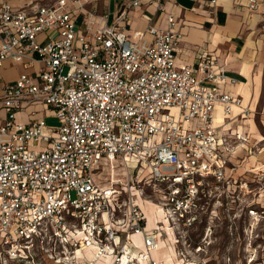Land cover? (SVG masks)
<instances>
[{
	"label": "built area",
	"instance_id": "2783aa9c",
	"mask_svg": "<svg viewBox=\"0 0 264 264\" xmlns=\"http://www.w3.org/2000/svg\"><path fill=\"white\" fill-rule=\"evenodd\" d=\"M109 1L12 9L0 0V69L6 61L22 68L12 83H0V264H59L88 247L109 264H158L150 254L166 233L178 262L194 264L185 256L203 244L191 242L192 229L237 202L241 186L232 190L218 144L226 153L233 147L217 142L213 117L215 105L224 117L239 108L237 97L219 91L235 81L206 51L194 68H174L180 35L172 16L163 30L148 21L127 34V11L141 0H115L112 11ZM145 1L157 13L170 0ZM246 8L257 10L256 1ZM35 104L53 113L55 127L32 112L26 123L15 121ZM128 161L147 170L146 184L126 177L120 189L110 178L99 186L104 164L127 170ZM133 189L162 210L164 228L146 229ZM211 234L206 226L202 237Z\"/></svg>",
	"mask_w": 264,
	"mask_h": 264
},
{
	"label": "crops",
	"instance_id": "0c3cea01",
	"mask_svg": "<svg viewBox=\"0 0 264 264\" xmlns=\"http://www.w3.org/2000/svg\"><path fill=\"white\" fill-rule=\"evenodd\" d=\"M47 1L51 0H8V4L12 9H19L30 2L45 3ZM246 1L215 0V6L208 9L197 0H170L164 2L163 12L155 13L151 3L141 0L139 6L127 11L128 21L125 31L130 34L133 31L142 30L148 21L156 28L163 30L166 28V15L170 14L175 23L174 30L180 35L178 46L173 53L174 68L180 69L185 66L194 68L199 53L206 51L215 64L221 66L225 74L235 81L233 85L225 83L219 86L221 93L237 97L240 106L232 108L227 117H224L220 105L214 106L213 117L217 142L225 138L232 146L235 136L243 134L252 144L260 146L259 153H261L264 152V97L256 120H243L241 112L245 108L250 114L254 113L260 101L264 69V0H255L257 3L255 11L247 10ZM116 4L115 0L109 1V5H112L110 11ZM43 38L44 36L40 35L37 39ZM21 72L20 65L4 62L0 69V83H12ZM195 73L193 71V74ZM29 113L27 109L16 113L15 121L26 123ZM250 147L243 145L232 148L234 152L228 154L223 152L218 144V148L226 158V164L228 162L224 166V174L232 181V190L236 189L237 182H242L244 179L242 172L239 171L241 162L239 158L244 156L245 160L250 162L254 160L253 156H249ZM260 167H264V164ZM145 216L147 218L146 213ZM147 219L149 222V217ZM156 224L148 226L145 223V227L150 229ZM136 239L139 241L138 238ZM165 242L170 248L171 262L166 263L164 257L159 262L154 259L158 264L174 262V259L172 260L173 239L168 233L162 235L159 240L162 248ZM132 250L135 251L134 248Z\"/></svg>",
	"mask_w": 264,
	"mask_h": 264
},
{
	"label": "rangeland",
	"instance_id": "374dc122",
	"mask_svg": "<svg viewBox=\"0 0 264 264\" xmlns=\"http://www.w3.org/2000/svg\"><path fill=\"white\" fill-rule=\"evenodd\" d=\"M111 7L112 5H109V8ZM263 97L264 69L262 71L261 94L257 109L252 114L247 109H242L241 116H243V120H256L259 117ZM27 110L34 114L35 119H43L44 125L47 127H55L57 125L56 118L48 109L43 112L41 106L35 104L27 108ZM164 113L174 115L172 109H165ZM238 136L240 140H235L234 138V143L231 147L239 148L246 145L249 148L251 146L249 156H253L254 160L250 162L245 160L244 156L239 158L241 161L239 171L242 172L244 179L242 182H237V186L238 184L241 186L239 191L237 189V202L223 203L224 211H220L217 218H212L208 222L205 215L202 222L192 229L191 242H201L203 244L202 251L195 253L190 249V253L185 256L186 260L194 264H264V167H260V165L264 164V152L259 153L260 146L252 144L250 139H247L243 134H238ZM233 152L232 150L231 153ZM109 168H111L110 171ZM126 177L129 184L132 182L134 185H142L148 182L147 170L137 166L132 161H128L127 170H122L116 163L112 164L111 167L104 164L101 170L97 172L95 179L100 187L106 186L109 178L110 181L116 180V189H120L124 187ZM144 192L147 194V190ZM131 195L134 202L139 205L146 225L150 226L153 223H158L156 225L161 226L165 225L164 214L160 208L146 201H138L139 199L134 189ZM250 211L254 214L249 215ZM145 213L150 216L149 222ZM206 226L210 227L212 234L204 239L202 232ZM138 242L134 238V244L139 245ZM162 252L164 256L170 252L167 242H165L163 248L159 245L157 251L151 252L150 256L159 262L163 259ZM94 253V249L87 252L82 251L79 252L76 259H72V255H66L68 260L62 264H86V260ZM172 260L174 262L171 264H176L175 262L179 261L174 256H172ZM97 264H103V258H100Z\"/></svg>",
	"mask_w": 264,
	"mask_h": 264
},
{
	"label": "bare ground",
	"instance_id": "6f19581e",
	"mask_svg": "<svg viewBox=\"0 0 264 264\" xmlns=\"http://www.w3.org/2000/svg\"><path fill=\"white\" fill-rule=\"evenodd\" d=\"M248 93V92H247ZM147 214V213H146ZM149 217V220H150V216L149 215H147V218ZM152 217V216H151ZM160 245V244H159ZM159 245H158V247H159ZM135 246L137 247V245L135 244ZM158 247H157V249H158ZM93 248L92 247H88V248H81V249H78V250H76L73 254H72V259H76V257L79 255V252H82V251H84V252H87V251H89V250H92ZM162 251V250H161ZM85 254H87V253H85ZM162 255H163V252H162ZM163 257H164V261L166 262V263H168V262H171V255L168 253L167 255L165 254V256L163 255ZM100 258H103V264H109V257L106 255V254H101V256H98V255H96V253H94V254H92L91 255V257L88 259V261H87V264H97V262H98V260L100 259ZM79 259H80V257H79ZM66 260H68V258L66 257L62 262L63 263H65V261ZM176 264H181L180 262H175ZM59 264H62V263H59ZM135 264H141V263H135ZM174 264V263H173Z\"/></svg>",
	"mask_w": 264,
	"mask_h": 264
}]
</instances>
